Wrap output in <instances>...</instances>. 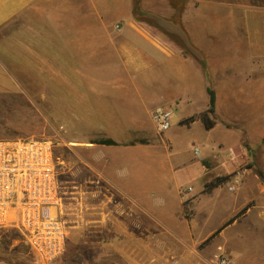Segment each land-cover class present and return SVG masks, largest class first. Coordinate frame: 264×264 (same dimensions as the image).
Returning a JSON list of instances; mask_svg holds the SVG:
<instances>
[{"label": "crops", "instance_id": "1", "mask_svg": "<svg viewBox=\"0 0 264 264\" xmlns=\"http://www.w3.org/2000/svg\"><path fill=\"white\" fill-rule=\"evenodd\" d=\"M140 6L165 20L191 52L136 19L133 0H0V77L69 79L75 92L69 126L85 127L70 147L83 159L75 176L90 193L84 214L104 216L86 222L99 237L123 239L126 264H157L152 239L204 238L233 216L213 236L236 231L233 245H244L245 263L264 264V0H140ZM73 76L85 87L77 80L72 88ZM208 90L215 124L206 129L197 115L209 106ZM61 100L52 108H66ZM158 107L170 119L175 114L162 134L151 118ZM199 133L198 155L184 158L179 141ZM105 138L115 143L97 142ZM221 174L228 179L205 192V183ZM192 175L201 185L192 189L198 196L188 216L180 191L191 187ZM221 185L234 187L225 197L229 213L213 232L200 234L198 210L206 207V218L215 211ZM253 197L258 214L246 207L232 216ZM258 229L261 239L250 241Z\"/></svg>", "mask_w": 264, "mask_h": 264}, {"label": "rangeland", "instance_id": "2", "mask_svg": "<svg viewBox=\"0 0 264 264\" xmlns=\"http://www.w3.org/2000/svg\"><path fill=\"white\" fill-rule=\"evenodd\" d=\"M96 58L100 65L101 57H95L94 60ZM102 63L107 62L102 61ZM80 64V62L76 63L77 67ZM71 78L72 88L76 87L74 81L77 80H80L79 87H85L86 83L83 82L85 79L82 77L73 76ZM4 83L13 85L16 92H10L7 86H3ZM0 85H2L0 87V138L22 137L50 140L53 144L54 155L59 159L57 171L61 195L60 217L66 225L68 236L64 253L50 264H126L129 257L122 254L124 248L120 243L124 242L123 239L99 237L98 228L91 226V222H86V219L90 217L99 219L104 216L101 213L84 214L85 204L90 193L83 188L75 176L76 161H81L83 164V159L77 157L70 147L74 145L73 139L76 134L84 133L85 127L83 125L69 126L70 111L68 108L71 104L70 101L75 100V92L71 93L69 90V79L0 77ZM27 90L30 93H27ZM58 97L67 104L66 108H52L54 99ZM174 117L175 114L170 119V130ZM157 133L162 134L163 132L157 130ZM174 134L180 133L175 130ZM201 137L199 133L195 134L192 139L185 138L187 141L183 138L184 140L179 141L177 150L182 152L184 158L193 157V145L197 144ZM224 175L226 174L220 176ZM190 178L191 187L180 191L185 203L184 213L188 216L194 214L193 206L198 196L192 189L197 190L201 185V181L196 176L192 175ZM228 186L221 185L214 192L213 195L220 200L216 201L215 211L211 215L206 218L204 215L206 207L199 208L198 215H196L198 233L213 232L220 223L222 225L225 222L221 221L228 215L231 208L230 196L225 197L234 192V189L228 190ZM255 203L256 200L253 197L252 201L246 204L247 206H242L232 216H239L246 207L252 208L251 214H258L261 206H255ZM95 210L100 211L101 209L96 208ZM242 226H244V222ZM256 232L258 235L250 237V241L254 238L261 239L259 229ZM234 233L236 231L229 233L227 230L221 238L213 236V234L204 238L193 237L192 239L176 236L154 238L151 245L153 252L156 253L157 264H219L222 258L227 259V264H246L249 255L244 253L243 244L233 245L232 236ZM0 262L3 264H39L24 242L21 233L14 227L0 228Z\"/></svg>", "mask_w": 264, "mask_h": 264}, {"label": "built area", "instance_id": "3", "mask_svg": "<svg viewBox=\"0 0 264 264\" xmlns=\"http://www.w3.org/2000/svg\"><path fill=\"white\" fill-rule=\"evenodd\" d=\"M151 118L159 132L170 126L169 110L158 107ZM198 151L193 147L195 155ZM58 163L50 140L0 138V228H16L39 264L60 257L67 242V228L60 217ZM219 264H227V259Z\"/></svg>", "mask_w": 264, "mask_h": 264}, {"label": "trees", "instance_id": "4", "mask_svg": "<svg viewBox=\"0 0 264 264\" xmlns=\"http://www.w3.org/2000/svg\"><path fill=\"white\" fill-rule=\"evenodd\" d=\"M132 12H133V16L136 19L144 20L146 22L153 23L156 26H158L161 29H163L164 31L169 32V34H171L175 39H177L178 42H180L187 51L191 52V47L189 45L185 44V41L180 37V35L177 32L173 33L172 30L170 31V29L166 28V21L165 20H163V19H161V18H159V17H157L155 15H152V14L148 13L147 11H144L141 8L140 0H133ZM208 92H209V106H208V108L205 111H203V112H201V113H199L197 115V117L202 121V123H203V125H204V127L206 129L211 128L215 124V119H214V116H213V112H214V108H213L214 95H213V92L211 90H208ZM194 118H195V116H191V117L183 119L181 122L182 123H188L189 121L194 120ZM97 142L98 143H103V144H114L115 143L110 138L99 139ZM227 179H228V175L216 176V177L212 178L210 181L205 183L204 191L205 192L210 191L213 187L222 184ZM233 219H234V216L229 218L228 221H226L222 226H225L226 224L230 223ZM221 227L218 228L217 230H215L213 232V234L218 232L221 229Z\"/></svg>", "mask_w": 264, "mask_h": 264}]
</instances>
